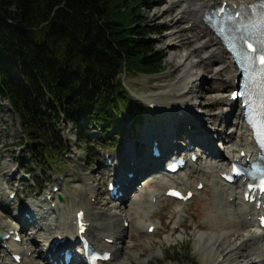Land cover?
<instances>
[{"label":"trees","instance_id":"1","mask_svg":"<svg viewBox=\"0 0 264 264\" xmlns=\"http://www.w3.org/2000/svg\"><path fill=\"white\" fill-rule=\"evenodd\" d=\"M150 2L0 0V98L17 113L21 144L37 165L68 149L57 123H72L79 134L101 126L114 148L129 121L143 120L144 104L124 76L166 71L167 51L150 39L144 15Z\"/></svg>","mask_w":264,"mask_h":264},{"label":"rangeland","instance_id":"2","mask_svg":"<svg viewBox=\"0 0 264 264\" xmlns=\"http://www.w3.org/2000/svg\"><path fill=\"white\" fill-rule=\"evenodd\" d=\"M150 4V11L145 12L144 15L148 17L149 29L154 31L150 39L158 45L159 49L167 51L166 71L158 75L124 77L125 86L137 100L136 103H144L157 98L160 92L179 78V65L171 58V55L176 51H180V47L172 45L173 42L166 39L167 34L172 32L166 21L174 15L173 9H168L170 0H151ZM184 34L179 33L178 36L182 35L184 37ZM200 84L203 85L205 95L212 96L215 93L216 88L212 84L204 82H200ZM203 95L201 94V97ZM7 102L0 99V231L6 233L9 230L18 228L21 222L20 217L27 213L28 207L32 210L34 208L38 210L43 208V203H45L46 208H43L45 215L39 213L40 220H37L35 216L38 223L41 222L36 224L35 227H26L21 233L23 237L21 242L15 243L10 239L0 243V264H14L11 257L14 251L23 256L22 264H45L46 261L43 260L45 252L42 249L47 246L49 240L57 233L65 232L67 226L70 225V218L75 217L79 207L85 208L87 213H90L91 205L95 201L91 197L90 182L93 183L91 179L100 183V190L104 193V201L111 200L107 190L108 176L104 175L110 170L105 166L107 163L105 156L110 157L111 154L116 156L117 153L123 151L131 154L135 152V147L136 149L141 147L142 135L148 137L151 131L163 132L165 135V132L170 128L174 129L175 125L170 112L165 110L166 112L155 115V112L145 106L143 110L144 119L134 129L129 124L127 131L123 133L121 144L111 149V147H106V142H104V139L109 135H105L98 125L90 124L83 131V134H79L73 128L72 123L66 121L61 125L57 123L55 127L56 129H62L68 143V149L54 162L39 166L32 161L26 147L21 144L25 134L20 126V119L12 104L8 102V106ZM168 102H171V100H167L163 104L172 111L173 109ZM173 113L175 112L173 111ZM225 125L222 126L223 131H227ZM195 129L197 130L195 123L183 126L182 132L178 135L179 141L184 142L182 136L187 137L185 132L188 130L195 131ZM217 142L222 143L223 146L225 145V140L219 136L216 137L215 144ZM143 147L145 146L142 143ZM213 147L216 150V155L225 153V147L223 149ZM200 149L204 150V148ZM102 161L104 164L100 165ZM8 169L11 171H8ZM29 170L39 177V184L32 178V173L28 174ZM6 173L7 177L12 179V184L5 182V179H3ZM176 177L190 182L193 189L197 186L196 174L191 169L187 168ZM55 186L59 187L57 192L54 191ZM144 186L146 187L145 194L142 196L139 193L132 194V197L123 204L125 211H127L126 219L124 218L123 221H126L128 225H124L125 234L120 246L123 248V253L127 254L135 249L133 247L139 249L137 256L132 254L128 256L126 264H212L210 263L211 260L206 263L201 258L200 249L195 244L193 236L195 227L212 211L210 203L211 198L214 197L212 187L206 186L187 202L169 199L164 195V191L160 189V199L150 216V222L156 225V229L154 232H147L146 229L139 231L136 228L137 218L132 207L134 208V205L142 201L148 202V193L158 189L159 183L149 177L144 182ZM10 191L16 193L15 198L12 200H8ZM39 191H41L40 195H37ZM49 194L52 197L47 199L46 197ZM58 194L63 195L65 198L63 202L65 207L60 205ZM98 205L101 206L102 202L99 201ZM178 205H181L187 211L183 218V226L178 228L179 233H185L181 236L179 233L172 235L169 240L172 228L178 220V210L176 208ZM49 206H51V209ZM53 212L58 213L53 215ZM28 213L32 216L30 212ZM101 214L102 216L106 215L104 212H101ZM97 230L99 238L96 239V242L101 245L105 242V230L102 228ZM72 231L75 233V228H72ZM232 257L230 256V258ZM79 263L75 262L73 264ZM106 264H113V261Z\"/></svg>","mask_w":264,"mask_h":264},{"label":"bare ground","instance_id":"3","mask_svg":"<svg viewBox=\"0 0 264 264\" xmlns=\"http://www.w3.org/2000/svg\"><path fill=\"white\" fill-rule=\"evenodd\" d=\"M253 1L170 0L168 9H173L174 15L166 21V24H169L172 29V32L167 34L166 39L167 41L171 40L172 45L180 47V51H176L171 55V58L179 65V78L160 92L157 98L148 101L154 104L157 103L156 107L162 105L174 118L173 122L176 124L174 129L170 128L165 132V135L162 132L166 138L176 136V134L179 135V132H182V127L188 124L192 125L194 119L202 118L206 120L207 127L209 126L210 131H205L203 125H199L197 130L191 132L193 137L198 136L200 138L202 146L204 145V151L201 152L196 161L190 160L189 163V168L196 174L197 185L202 182L204 184L202 189L206 186L212 187L214 194L210 202L212 210L210 215L208 214L209 216L205 217L200 223L203 226L198 224L193 231L194 242L200 249L201 258L206 263L211 260L210 263L212 264H264V227L260 226L259 220L264 208L258 207L256 202L250 203L245 199V185L247 183L239 180L232 185H226L221 178L222 173L230 168L232 161H246L248 158L252 160L258 154V149L253 143L252 131L241 115L242 110L239 107L236 95L237 69H235L231 57L220 40L204 22L205 11L217 4L228 2L231 5H237ZM179 33H185V36H178ZM200 82L212 84L216 88L215 93L212 96L205 95L203 85ZM201 94L204 95L201 97ZM167 100H171L168 103L173 109L172 111L163 104ZM7 105L9 106L8 102ZM165 110L164 112H166ZM155 115L158 114L155 113ZM1 118L3 117L1 116ZM224 124H226L227 131L222 129ZM210 133L214 138L219 136L225 140V153H222V155H216V150L207 138ZM166 138H164L165 153L170 147L175 149ZM207 149L210 150V154L205 157V150ZM196 151L199 153L200 148H197ZM145 153L146 151L140 150L136 155H133V153L128 154L127 151L117 153L113 158L112 165L116 162L115 166L117 167L120 164L126 166L127 162L134 157L135 163L141 164L140 168L143 173L146 165L150 164V167L154 168L156 166L153 163L158 164L159 161L154 157H146ZM105 166L107 165L105 164ZM5 168L7 167L5 166ZM112 170L114 171V167ZM112 170L104 173V175L111 177ZM8 171L11 170L8 169ZM164 175L161 171L152 172L149 177L159 183V188L148 193V202H138L139 204L134 205V208L132 207L137 218L136 228L139 231L146 229L148 232V229L154 225L153 222H150V216L160 199V189L166 192L172 188L173 184L178 187H185L186 190L191 189L190 182L176 177L177 173L172 176ZM3 179L9 184L13 183L12 179L7 177V173L4 174ZM91 181L94 183L91 184L90 182L91 197L95 201L92 205L90 204V213L81 208L86 211V220L89 222L88 231H90L92 240L97 241L96 239L99 238L97 229L102 228L105 230L104 240L111 238L113 243L104 242L101 244L102 248L113 251V264H126L128 256L130 254L137 256L139 251L138 247H133L135 249L128 254L123 253V248L120 246L125 234L123 220L126 219L127 214L123 204L128 199L119 198L116 202L112 200L105 202L104 193L100 190V183L97 180L91 179ZM145 191V186L138 189L140 196L145 194ZM193 191L196 194L200 193L201 190L196 187ZM11 192H9V195ZM259 199L262 200V198ZM99 201L102 202L101 206L98 205ZM60 205L65 207L64 204L60 203ZM45 206V203H43V208H46ZM43 208L32 210L28 207L32 215L30 219L24 217V215L20 217L24 229L28 226L35 227L36 224L41 222L38 223L37 220H40L38 216L41 213L45 215ZM176 208L178 210V220L172 228L169 240L172 235L179 233L178 228L183 226V218L187 214V211L181 205ZM48 211L49 209L47 213ZM101 212L106 215L102 216ZM57 213L53 212L52 214L57 215ZM70 220V225L62 234L68 236L67 242L69 243L76 241L72 228H75V231L78 232L76 216L70 218ZM183 233L185 232H180L179 235L181 236ZM12 241H16L14 236ZM50 250L51 247H48V252ZM13 253L20 254L17 251ZM54 256L57 258L56 254ZM230 256L233 257L230 258ZM43 260L48 264L46 257Z\"/></svg>","mask_w":264,"mask_h":264},{"label":"snow or ice","instance_id":"4","mask_svg":"<svg viewBox=\"0 0 264 264\" xmlns=\"http://www.w3.org/2000/svg\"><path fill=\"white\" fill-rule=\"evenodd\" d=\"M255 7V6H253ZM261 8H264V0H262L261 4H260ZM249 48H252L251 44L248 45ZM253 51H255V49H253ZM259 63L261 65H264V55L260 56L259 58ZM262 136H264V132L261 133ZM176 195H179L178 193H176Z\"/></svg>","mask_w":264,"mask_h":264},{"label":"water","instance_id":"5","mask_svg":"<svg viewBox=\"0 0 264 264\" xmlns=\"http://www.w3.org/2000/svg\"><path fill=\"white\" fill-rule=\"evenodd\" d=\"M59 200H60V202L64 201V198L60 194H59ZM0 235H2V233H0Z\"/></svg>","mask_w":264,"mask_h":264}]
</instances>
